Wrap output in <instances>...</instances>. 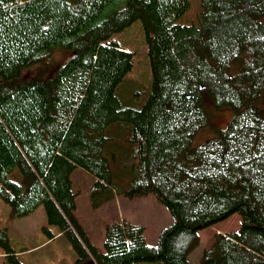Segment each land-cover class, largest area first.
Segmentation results:
<instances>
[{"label":"trees","instance_id":"16d2710c","mask_svg":"<svg viewBox=\"0 0 264 264\" xmlns=\"http://www.w3.org/2000/svg\"><path fill=\"white\" fill-rule=\"evenodd\" d=\"M189 6L0 0V200L18 218L42 207L73 264H188L198 232L234 214L238 229L215 234L201 262L264 264V0H201L198 26L176 23ZM137 20L151 83L122 104L133 53L112 36ZM57 49L68 56L48 66ZM205 95L232 117L193 147L208 122ZM78 167L95 177L94 208L116 195H152L166 208L172 223L155 246L121 220L105 226L96 250L74 215ZM15 169L21 183L9 177ZM0 248L23 264L5 229Z\"/></svg>","mask_w":264,"mask_h":264},{"label":"rangeland","instance_id":"374dc122","mask_svg":"<svg viewBox=\"0 0 264 264\" xmlns=\"http://www.w3.org/2000/svg\"><path fill=\"white\" fill-rule=\"evenodd\" d=\"M200 11L201 0H190L188 10L177 18L175 22L198 26ZM112 39L133 53L132 70L117 89V96L120 102L124 104L139 96L136 93L147 90L151 83L145 36L140 21H134L121 32L114 34ZM67 56L68 53L65 50L57 49L53 51L49 57L50 62L48 66H54L62 62ZM38 67L39 64L33 65L30 70L34 72ZM24 74H26V71H24ZM202 103L208 116V122L194 136L192 141L193 147L213 137L219 129L225 127L232 117L229 109L214 107L206 95ZM9 177L18 183L22 181L21 174L17 169ZM70 180L72 191L77 192L74 215L85 231L90 243L100 253L104 252V229L107 224L125 220L131 224L140 225L143 227L146 244L155 246L161 231L172 223V218L166 208L152 195L135 198L119 195L117 199H111L104 202L101 206L94 208L91 205L90 192L95 177L78 167L71 173ZM240 223L241 219L239 215L234 214L224 222L222 221L219 224L217 223V225L215 224L201 230L199 237H201L202 244L201 247H196L197 249L193 250L195 254L192 256L191 264L199 263L197 257L206 241L209 244L212 243L213 236L215 235H213V232L216 230H218L217 234L235 232ZM44 227L52 233L56 230L55 226L47 224L42 207L38 208L31 216L18 218L12 214L10 207L0 200V230L6 228L9 246L13 251L18 252H15V255L18 256V259L23 264H73L76 255L64 236L47 245H39L48 234L43 230ZM24 250L29 251L24 253ZM2 252L0 248V264H9V261L4 257ZM71 254L74 255V259H71Z\"/></svg>","mask_w":264,"mask_h":264},{"label":"crops","instance_id":"0c3cea01","mask_svg":"<svg viewBox=\"0 0 264 264\" xmlns=\"http://www.w3.org/2000/svg\"><path fill=\"white\" fill-rule=\"evenodd\" d=\"M118 198V196L116 195L113 199L115 200V199H117ZM33 214V213H32ZM31 214V215H32ZM31 215H29V216H31ZM233 216V215H232ZM231 216V217H232ZM231 217H229V218H231ZM228 218V219H229ZM228 219H226V220H228ZM225 221V220H224ZM223 221V222H224ZM240 222V221H239ZM221 223V222H220ZM219 224V223H218ZM217 225V224H216ZM4 229H6V228H4ZM51 232V231H50ZM200 232L201 231H199L198 232V235L200 236ZM52 233V232H51ZM218 233V230H216L215 232H213V235L214 234H217ZM53 234V237L51 238V239H48V238H45L44 240H42V242L39 244L40 246H42V245H47V244H49V243H51V242H53V241H55V240H57V239H59L60 237H62V235L60 234V232H58V230L56 229V230H54V232L52 233ZM200 238V242H199V245H198V247H201V244H202V241H201V237H199ZM211 244V243H210ZM210 244L206 241V244H204L202 247V250H201V252H200V254L198 255V257H197V261L199 262L198 264H203L202 262H201V256L200 255H202V252H203V250H205V249H207L209 246H210ZM37 247V246H36ZM197 247V248H198ZM196 248V249H197ZM196 249H194V250H196ZM29 251V250H24V253H27V252ZM16 253H18L17 251H15ZM197 252V251H196ZM195 253H194V251H192L191 253H190V255L188 256V264H191V260H192V256L194 255ZM71 259H74V255L73 254H71ZM154 264H161V263H154Z\"/></svg>","mask_w":264,"mask_h":264}]
</instances>
